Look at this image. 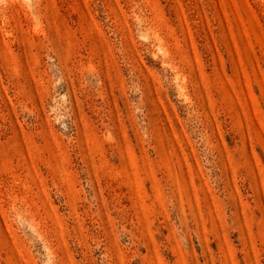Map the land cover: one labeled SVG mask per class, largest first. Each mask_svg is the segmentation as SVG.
I'll list each match as a JSON object with an SVG mask.
<instances>
[{"label": "rangeland", "instance_id": "obj_1", "mask_svg": "<svg viewBox=\"0 0 264 264\" xmlns=\"http://www.w3.org/2000/svg\"><path fill=\"white\" fill-rule=\"evenodd\" d=\"M0 264H264V0H0Z\"/></svg>", "mask_w": 264, "mask_h": 264}]
</instances>
